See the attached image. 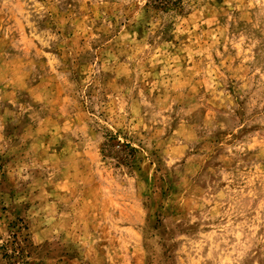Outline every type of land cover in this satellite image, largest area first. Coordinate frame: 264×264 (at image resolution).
I'll use <instances>...</instances> for the list:
<instances>
[{"label":"rangeland","instance_id":"obj_1","mask_svg":"<svg viewBox=\"0 0 264 264\" xmlns=\"http://www.w3.org/2000/svg\"><path fill=\"white\" fill-rule=\"evenodd\" d=\"M0 0V264H264V0Z\"/></svg>","mask_w":264,"mask_h":264},{"label":"trees","instance_id":"obj_2","mask_svg":"<svg viewBox=\"0 0 264 264\" xmlns=\"http://www.w3.org/2000/svg\"><path fill=\"white\" fill-rule=\"evenodd\" d=\"M155 2L158 3V5L166 6V5H169V4L177 5L181 1L180 0H155Z\"/></svg>","mask_w":264,"mask_h":264}]
</instances>
